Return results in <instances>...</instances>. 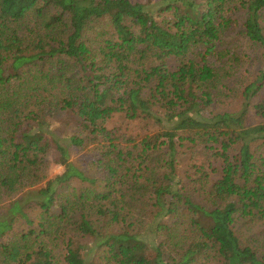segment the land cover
Wrapping results in <instances>:
<instances>
[{"label": "trees", "instance_id": "16d2710c", "mask_svg": "<svg viewBox=\"0 0 264 264\" xmlns=\"http://www.w3.org/2000/svg\"><path fill=\"white\" fill-rule=\"evenodd\" d=\"M236 37L264 61V0H0V264H264L234 228L264 226V70L239 110L213 106ZM65 112L64 139L48 121ZM116 117L158 130L123 141ZM90 146L103 187L71 161ZM185 146L221 161L210 209L180 181Z\"/></svg>", "mask_w": 264, "mask_h": 264}, {"label": "rangeland", "instance_id": "374dc122", "mask_svg": "<svg viewBox=\"0 0 264 264\" xmlns=\"http://www.w3.org/2000/svg\"><path fill=\"white\" fill-rule=\"evenodd\" d=\"M233 41L235 49L244 57H242L243 63L236 65L227 61H218L216 63L218 69H223L224 71H220L222 81L217 85V91H215V95H217L213 105L215 111L233 112L239 110L244 103V99L242 98L243 89L247 84L254 81L264 70V61L261 53L241 37H236ZM256 102H258L257 98L253 101V104ZM48 122L50 124V130L58 138L65 139L75 136L80 132L79 118L71 112L56 115ZM108 126L115 130L122 137L123 141L127 138L140 141L146 135H151L158 130L152 124H147L142 121L130 122L123 117L114 118L109 122ZM199 149L197 152H193L187 146L179 148L177 156L178 173L180 181H182L192 201L202 207L210 209L214 204L210 201L209 192L213 182L219 178L221 161L219 158L211 157L204 148ZM254 150H257L258 155H264V142L256 145ZM200 152L207 156H201ZM70 156L73 164L87 177L98 179L99 186H104L103 175L95 165V161L99 156L94 151L93 146L84 150L71 148ZM160 157L161 153H158L155 158L160 160ZM53 159V154H51L46 160L47 167L45 169V175L49 179L63 172L62 167L53 164ZM156 165H158L157 162H154V166ZM203 168L210 174L207 180L203 179L200 173ZM234 228L241 243L252 247L260 257L264 258L263 224L257 220L244 219L237 221ZM72 241L73 248L79 246L88 247V243L85 240L74 238ZM97 253V251L87 252L84 249L80 255V259L82 261L84 260L85 264H98Z\"/></svg>", "mask_w": 264, "mask_h": 264}]
</instances>
